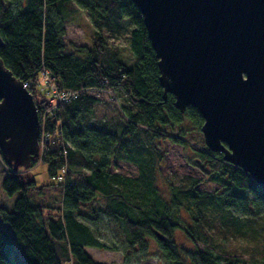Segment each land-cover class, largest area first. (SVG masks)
Returning a JSON list of instances; mask_svg holds the SVG:
<instances>
[{"label":"trees","instance_id":"1","mask_svg":"<svg viewBox=\"0 0 264 264\" xmlns=\"http://www.w3.org/2000/svg\"><path fill=\"white\" fill-rule=\"evenodd\" d=\"M78 7L96 27L90 46L65 41L66 25ZM127 24L132 26L131 61L108 41L120 36ZM0 34L5 65L20 81L31 82L39 115L48 110L45 130L50 137L41 160L49 165L51 177L58 173L67 177L68 171L70 176L61 185V204H50L51 212L45 213L43 200L31 195L32 190H41L35 181L19 170L7 172L3 189L10 196L20 194L12 210L0 204V217L8 224H0V264H25L24 258L29 264H106L94 260L86 248L111 246L79 217L82 206L91 210L99 199L103 211L120 222L133 250L147 249L153 238L172 264H245L212 237L217 225L213 209H233L251 200L264 213V184L225 160L223 152L207 145L196 148L184 139L185 120L201 130L204 118L193 106L178 109L173 94L165 97L156 52L132 0H0ZM44 68L61 90L72 93L69 100L52 107L49 95L36 89ZM101 93L113 99L125 95L131 103L121 107L126 123L120 129L92 122ZM176 127L177 136L167 132ZM163 139L190 147L195 157L189 161L203 178L183 176L163 192L156 184L162 156L150 144ZM0 157L7 163L2 151ZM38 159H32L31 167ZM115 159L135 163L138 175L112 172ZM200 181L216 182L220 188L200 190L196 186ZM182 209L191 223L182 221ZM177 228L203 249L179 246L174 237Z\"/></svg>","mask_w":264,"mask_h":264},{"label":"water","instance_id":"2","mask_svg":"<svg viewBox=\"0 0 264 264\" xmlns=\"http://www.w3.org/2000/svg\"><path fill=\"white\" fill-rule=\"evenodd\" d=\"M132 1L165 97L181 111L197 108L205 144L264 184V0ZM39 139L34 96L0 57V150L9 167L28 168Z\"/></svg>","mask_w":264,"mask_h":264},{"label":"rangeland","instance_id":"3","mask_svg":"<svg viewBox=\"0 0 264 264\" xmlns=\"http://www.w3.org/2000/svg\"><path fill=\"white\" fill-rule=\"evenodd\" d=\"M75 13L72 20L66 25L67 35L65 41L76 45L90 46L92 45L96 27L89 14L83 9L78 7ZM131 28L132 26L127 24L120 36L117 38L109 37L108 39L109 44L117 45L120 48V55L128 61L132 60L129 39ZM39 84L41 85V80ZM98 98L99 101L95 106L92 122L98 126L114 130L120 129L126 123L121 109L122 105L132 106L127 97L123 95L120 99H113L111 95L101 93ZM184 126L187 128L184 139L190 142L191 146L196 148L206 146L204 133L202 130L197 129L190 119L185 120ZM167 132L176 136L179 133L177 127L175 129L170 128ZM150 144L162 156V160L157 168L156 184L163 192L168 193L169 184H178L183 176L191 175L203 178L201 170L189 161V159L193 160L195 157L190 147H185L181 143L167 139L161 140L160 143L153 141ZM41 158L42 156H40L39 161L33 167L30 164L28 168L21 167L18 170L20 173H24L27 180H34L35 184L40 187L38 188L41 189L40 191L37 189L32 190L31 195L43 200L42 204L45 205V213H49L51 212L49 211L50 204L56 206L61 204V191L63 189L61 185L70 176L68 175V171L67 177L66 173H58L54 178L51 177L48 172L49 165L42 161ZM4 162L0 157V204L12 210L14 200L20 192L10 196L3 189L2 182L4 177L8 174L7 172L13 170L6 161ZM110 169L112 172H119L126 176H137L139 173V168L135 163L118 159L112 162ZM196 186L200 190L209 192L220 188L218 183L212 181H200ZM41 191L43 192L41 193ZM103 206L104 203L99 199L97 204L93 206V209L90 210L85 205L79 210V217L93 228L95 234L102 242L111 246V248L107 249L87 247V251L94 260L106 264H172L162 256V251L153 238L148 239L149 246L147 249H140L136 246L135 250H133L129 246L128 238L120 222L115 221L105 213ZM235 207L227 210L220 208L213 209L217 225L214 232H211L212 237L219 246H225V251L236 253L235 255L241 261L240 263L264 264V213L259 212L256 204L251 200L244 201L243 204ZM180 216L185 224L191 223V218L184 209L180 211ZM0 224L8 225L2 221L1 217ZM174 237L179 246L183 245L189 248L197 245L200 249H203V245L199 244L198 241L195 245L191 243L180 228L176 229ZM14 240L17 246L15 237ZM216 251L220 253L224 252L221 249H216ZM24 263L29 264L26 258H24ZM225 263L223 262V264Z\"/></svg>","mask_w":264,"mask_h":264},{"label":"built area","instance_id":"4","mask_svg":"<svg viewBox=\"0 0 264 264\" xmlns=\"http://www.w3.org/2000/svg\"><path fill=\"white\" fill-rule=\"evenodd\" d=\"M41 80V85L39 84V81ZM31 82H23V86L29 89ZM35 89V88H34ZM36 89L39 91H44L45 94L49 95V103L52 107L56 106L58 102H64L69 100L73 95L71 92L66 90H61L58 85L55 82L54 77L51 76V72L44 68L39 73L38 79H37V85ZM47 98V97H46ZM48 113V110L44 112L43 115H39L40 118V156L43 155L47 140L50 137L49 133L45 130V116ZM40 156L38 158H40Z\"/></svg>","mask_w":264,"mask_h":264},{"label":"flooded vegetation","instance_id":"5","mask_svg":"<svg viewBox=\"0 0 264 264\" xmlns=\"http://www.w3.org/2000/svg\"><path fill=\"white\" fill-rule=\"evenodd\" d=\"M36 159H38V157Z\"/></svg>","mask_w":264,"mask_h":264}]
</instances>
